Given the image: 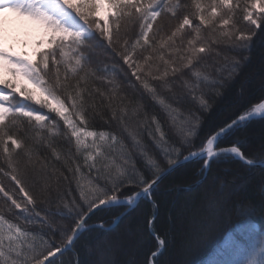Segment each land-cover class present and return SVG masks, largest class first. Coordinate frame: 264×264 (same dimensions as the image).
<instances>
[{
    "label": "snow or ice",
    "instance_id": "1",
    "mask_svg": "<svg viewBox=\"0 0 264 264\" xmlns=\"http://www.w3.org/2000/svg\"><path fill=\"white\" fill-rule=\"evenodd\" d=\"M4 12L39 36L30 56L15 52L0 21V264H160L165 178L193 162L199 183L213 163L264 168V144L249 155L228 139L264 121V85L211 122L264 37V0H0ZM235 197L220 181L181 213L183 251L251 220L256 206ZM124 220L151 245L142 261L115 258L107 237ZM210 264H264V231L229 236Z\"/></svg>",
    "mask_w": 264,
    "mask_h": 264
},
{
    "label": "trees",
    "instance_id": "2",
    "mask_svg": "<svg viewBox=\"0 0 264 264\" xmlns=\"http://www.w3.org/2000/svg\"><path fill=\"white\" fill-rule=\"evenodd\" d=\"M98 58H102V53L98 54ZM262 85H264V37L257 36L253 41L250 60L240 69L239 75L232 84L225 89L223 97L219 98L211 114V122L215 123L228 115L229 105L235 101L241 89L246 98L254 99L260 94ZM237 138L247 154L259 153L261 145L264 144V121L254 120L246 128L235 131L228 139ZM198 167L199 165L193 162L178 169L161 182L156 193V199L160 204L156 226L160 234L168 238V243L158 258L160 264H183L184 261H188L189 264H210L216 258L218 248L229 236H240L253 227L258 232L264 231V214L259 211V208L264 205V168L242 167L238 162L233 161L213 163L207 178L203 180V183H199L200 177L193 175ZM224 180L229 181L230 186H234L236 199L251 201L257 211L250 221L240 216H233L200 250L183 251L180 241L181 213L190 208L194 200H198L210 190L213 184L218 185ZM7 184L8 181L5 180V185ZM190 185L195 186L194 191L185 192L183 189ZM0 206H2V197H0ZM141 207L146 212L150 211V206L146 204L142 203ZM106 219H111V216ZM95 223V218L89 221L90 225ZM138 228L139 224L124 220L117 227L116 232L108 234L107 238L110 240L119 237L116 259L137 262L144 259V254L151 245L148 241L139 239ZM173 236L176 238L173 239ZM85 240L86 237L82 238L78 246L84 244ZM95 247L96 245L93 244V248ZM71 258V253L63 256L65 262ZM81 258H83V251Z\"/></svg>",
    "mask_w": 264,
    "mask_h": 264
},
{
    "label": "rangeland",
    "instance_id": "3",
    "mask_svg": "<svg viewBox=\"0 0 264 264\" xmlns=\"http://www.w3.org/2000/svg\"><path fill=\"white\" fill-rule=\"evenodd\" d=\"M0 21H3L4 46L11 47L18 53H32L33 42L39 33L34 26L20 20L9 12L0 13Z\"/></svg>",
    "mask_w": 264,
    "mask_h": 264
},
{
    "label": "water",
    "instance_id": "4",
    "mask_svg": "<svg viewBox=\"0 0 264 264\" xmlns=\"http://www.w3.org/2000/svg\"><path fill=\"white\" fill-rule=\"evenodd\" d=\"M255 168H261V167H255Z\"/></svg>",
    "mask_w": 264,
    "mask_h": 264
}]
</instances>
